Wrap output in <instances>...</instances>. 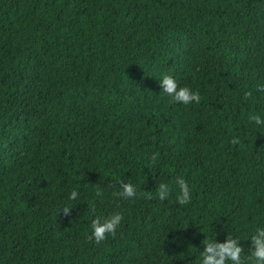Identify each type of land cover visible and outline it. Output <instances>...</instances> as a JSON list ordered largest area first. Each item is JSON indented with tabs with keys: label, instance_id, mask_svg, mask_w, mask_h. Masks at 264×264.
Here are the masks:
<instances>
[{
	"label": "trees",
	"instance_id": "16d2710c",
	"mask_svg": "<svg viewBox=\"0 0 264 264\" xmlns=\"http://www.w3.org/2000/svg\"><path fill=\"white\" fill-rule=\"evenodd\" d=\"M162 73L200 103H171ZM261 77L264 0H0V264H193L213 229L247 253L264 130L246 120L264 103L243 91ZM120 181L138 196L114 197ZM161 182L169 198H147Z\"/></svg>",
	"mask_w": 264,
	"mask_h": 264
},
{
	"label": "clouds",
	"instance_id": "9594fccd",
	"mask_svg": "<svg viewBox=\"0 0 264 264\" xmlns=\"http://www.w3.org/2000/svg\"><path fill=\"white\" fill-rule=\"evenodd\" d=\"M157 77L160 88L159 93L169 98L171 103L183 106L200 103L201 96L199 92L188 85H181L174 76L162 73ZM253 92L257 93L260 102L264 103V77H261L255 83L253 90L243 91V97L245 99L253 98ZM246 124H251L256 128L264 130V111L248 114ZM258 132L261 133L260 131ZM229 143L237 145L239 137H231ZM152 158L155 159V156ZM174 184L176 188V202L182 206L188 205L192 200V189L189 183L183 177L178 176ZM171 191L169 183L161 182L158 185L156 184L154 193L152 190L145 192L148 193L147 198L165 201L169 198ZM112 195L123 200H130L138 196V190L133 183L120 181L119 188L113 191ZM77 199L78 192L75 190L70 191L68 200L75 201ZM73 207L65 206L61 209L65 215H68ZM92 212L95 213L94 206L92 207ZM122 220L123 217L118 211L103 217L96 216L91 220V233L88 239L99 243L104 241L108 235H115L117 229L121 226ZM217 236L218 233L214 229L208 238L205 236L201 242L203 248L202 250L198 249L193 264H264V225L256 226L248 236L249 251L247 253H245L238 236L229 233L223 241L218 240Z\"/></svg>",
	"mask_w": 264,
	"mask_h": 264
}]
</instances>
